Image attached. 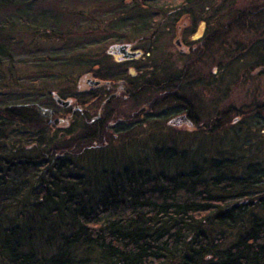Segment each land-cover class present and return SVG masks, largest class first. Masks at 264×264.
I'll return each mask as SVG.
<instances>
[{
	"label": "rangeland",
	"instance_id": "obj_1",
	"mask_svg": "<svg viewBox=\"0 0 264 264\" xmlns=\"http://www.w3.org/2000/svg\"><path fill=\"white\" fill-rule=\"evenodd\" d=\"M5 1L0 0V26L9 35L8 54L0 61V106L48 110L52 116L47 119H53L57 129H69L71 137L98 121L92 118L103 109L102 114L112 117L104 139L75 159L90 179L124 167L175 172L210 159L264 167V53L261 47L253 49L264 40V0H233L228 5L217 0L219 7L224 2L213 19L218 41L208 42L206 52L199 48L189 55L179 51L176 29L161 33L156 27L165 18L173 20L177 6L190 11L179 21H211L212 11L205 9L210 0H146L147 11L128 4L130 0ZM166 7L172 10L166 12ZM241 10L239 20H233ZM120 45L143 55L115 62L111 52ZM152 45L155 49L148 56ZM152 62L156 80L186 68L184 88L166 97L155 88L150 95L132 93L109 100L87 83L105 74L117 82L122 69H153ZM143 78L137 79H148ZM55 94L75 97V113L62 109ZM148 101L154 118L144 119V110H138ZM180 114L190 119H173Z\"/></svg>",
	"mask_w": 264,
	"mask_h": 264
},
{
	"label": "trees",
	"instance_id": "obj_2",
	"mask_svg": "<svg viewBox=\"0 0 264 264\" xmlns=\"http://www.w3.org/2000/svg\"><path fill=\"white\" fill-rule=\"evenodd\" d=\"M145 1L128 4L147 11ZM174 12L173 21L190 14ZM8 31L0 26V61ZM256 44L264 53V40ZM155 65L161 93L184 84L186 68L156 80ZM52 121L35 105L0 106V264H264V167L210 159L90 179L75 159L104 139L108 119L72 137Z\"/></svg>",
	"mask_w": 264,
	"mask_h": 264
},
{
	"label": "flooded vegetation",
	"instance_id": "obj_3",
	"mask_svg": "<svg viewBox=\"0 0 264 264\" xmlns=\"http://www.w3.org/2000/svg\"><path fill=\"white\" fill-rule=\"evenodd\" d=\"M233 0H226V5H228L229 3H231ZM224 2L222 1L221 5ZM194 7H197L200 5L197 3H192L191 4ZM220 5V7H221ZM220 7L218 6L217 0H210V4L209 6H205L206 10H211L212 11V20L214 18L217 17V13L218 10L220 9ZM170 8V7H167ZM202 8V6H201ZM204 9V10H205ZM200 11H202L200 9ZM211 21H208L207 19H203V18H199L198 20H193L190 19L189 21L186 20H177V21H173V20H162L159 21V24L162 27L165 28L164 32H171L172 30L176 29L177 34L179 33L181 38L179 40L176 41L177 44H179V51L182 54H193L194 52H196V50L199 48H202L203 45L207 42L210 43H214L218 41V32H217V28H214L215 26V20H213V27H212V31L210 34H208V24L212 23ZM155 23V22H154ZM187 38L184 39V38ZM185 45L184 47H181ZM120 46H126V48L130 51L131 50V46L130 45H120ZM151 49H154L153 45L149 46ZM205 52H206V48L203 47L202 48ZM135 52H137V56L133 57V58H124L122 55L117 54L115 52V49H113V51L111 52L112 56L115 59V62H120V61H124V60H136L140 57H142L143 55V51L141 50H134ZM149 52H147L146 55L149 56ZM152 68V67H150ZM122 73L124 74L123 76H121L118 80H116L117 82H114V79L112 77H110V75L105 74V78L102 79H97L95 81H99L98 84L95 83V81H93L92 79H87V83L89 85H91L92 88L94 89H98L99 90V95L98 96H102L105 97L106 99H109L111 97H120L122 96L123 98H128L129 95H131L132 93L136 96H140L142 95V93H147V94H152L155 88V85L153 84V82L155 81L154 78V74H153V69H148V72L145 74L144 70L141 71H136L133 67L128 66L125 69H122ZM118 76V75H117ZM141 78L145 79L143 77H146L148 79H146L145 82L140 83L138 81L137 78ZM183 83H170V84H165L164 86H162L161 88L163 89V93H161V95L163 96H171V95H176L177 93H179L184 87H183ZM100 88V89H99ZM143 89V90H142ZM142 90V91H141ZM138 91V92H137ZM141 91V92H139ZM101 94V95H100ZM61 97V96H60ZM63 98V97H61ZM153 98V97H152ZM65 100H69V104L67 106L62 105L61 103H58L56 100L55 102L57 104L60 105V107L64 110H71L72 113H75L76 110V106L75 105H79L78 100L75 97H69V98H63ZM106 101V100H105ZM86 103H84L85 105ZM86 106V105H85ZM149 106H151V101L147 102L146 106H143L142 109L138 110L142 111L144 110L140 117L144 116V119H150V118H154V114L151 115V111ZM83 110L86 109L84 106L80 107ZM78 109V108H77ZM102 110H99V115L93 117L92 119H112V117H109L107 114L102 117L101 113ZM39 112L41 113V115L45 118H49L50 117V113L48 112V110H40ZM137 112V113H138ZM52 116V115H51ZM173 119H190V117L186 114H180L175 116Z\"/></svg>",
	"mask_w": 264,
	"mask_h": 264
},
{
	"label": "water",
	"instance_id": "obj_4",
	"mask_svg": "<svg viewBox=\"0 0 264 264\" xmlns=\"http://www.w3.org/2000/svg\"><path fill=\"white\" fill-rule=\"evenodd\" d=\"M115 49V52L117 54H120L122 55L124 58H133L135 56H137V52L135 51H130L126 48V46H118ZM96 84L99 83V81H95ZM54 98L55 100L58 102V103H61L62 105L64 106H67L69 104V100H65L63 98H61L59 95L55 94L54 95Z\"/></svg>",
	"mask_w": 264,
	"mask_h": 264
}]
</instances>
